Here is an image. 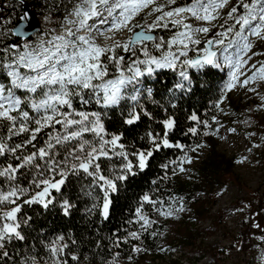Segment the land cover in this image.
<instances>
[{
  "label": "snow or ice",
  "instance_id": "6c2138e0",
  "mask_svg": "<svg viewBox=\"0 0 264 264\" xmlns=\"http://www.w3.org/2000/svg\"><path fill=\"white\" fill-rule=\"evenodd\" d=\"M229 3L230 0H192L190 4L173 7L176 0L164 3L77 0L71 9L65 5L62 20L52 18V12L59 11V6L49 5L43 17L47 27L34 42L28 40L27 12L22 13L20 22L12 29L0 34L4 40L0 46V157L4 158L0 163V178H3L0 183V264H8L11 259L8 247L13 241H26L24 230L33 227V217L22 214L23 206L38 205L45 213L58 208L68 216L74 205L62 192V186H66L70 177L83 174L85 179L90 178L83 186L88 189L85 194L93 199L86 211L89 215L98 212L101 221H106L111 203L109 196L117 192L118 182L135 176L136 170L142 172L149 158L161 147L185 148L169 141V132L175 125L172 116L159 121L163 134L147 131L141 139H146L148 147L137 148L122 143V134L106 131L104 121L109 113L118 110L124 125H134L142 116L153 118L145 102L165 112L168 108L176 109L180 95L192 91L190 70L228 69V80L214 101L217 111H223L220 105L229 91L237 86L245 87L258 78L264 81V62H260L259 67L253 64L250 75L244 76L241 71L251 59L248 56L253 48L250 37L264 41V0H236L223 17L224 22L216 25L214 22L221 19V10ZM145 9L149 10L146 15L159 14L148 23L133 24L134 18ZM189 20L201 23L193 27ZM107 24L110 27L105 29ZM209 25L219 30L202 42L200 36L207 37ZM170 26L176 31L168 38L152 34L156 28L169 29ZM125 30L130 34L127 39H114L117 32ZM9 33L16 38L11 43L7 42ZM101 37L111 43H98ZM201 44L202 47H196ZM229 49L234 51L230 53ZM189 51L196 55L189 56ZM261 54L264 53H252L253 56ZM163 70L176 76L175 82L166 89L169 95L163 98L165 103L155 98L154 89L148 83ZM248 91L255 89L248 88ZM186 118L194 125L187 128L185 135L196 136L201 124L205 129L203 135H215L209 131L208 121H201L195 111ZM212 120L219 123L214 116ZM41 133L45 135L42 142L38 139ZM86 135L92 138L87 139ZM14 138H21L20 142H15ZM203 147L205 145L196 144L189 150ZM114 159H118L119 164L110 163L109 175H104L101 161ZM171 163L176 165L175 175L176 168L185 171L182 165L191 163V157L185 153L179 164ZM236 163H243V159ZM161 167L167 169L168 165ZM22 179L26 183H21ZM97 189L102 195H94ZM54 192L59 197L53 195ZM172 200L175 207L170 205L164 211L160 201L151 199L147 193L141 196L135 208V220L126 222L139 224L140 231L125 229L127 235L123 243L127 244L129 239L140 240L141 232L155 223L144 214L145 203L152 205L161 216L185 211L183 197ZM64 239L63 235L47 242L40 239L47 256L32 254L33 246L32 252L26 251L19 264H68L62 259L69 255L65 252L69 245ZM71 243L75 245L76 241L71 239ZM112 243L118 248L120 238L117 236ZM143 250L136 245L131 248L133 253ZM118 257L119 253L106 264H117ZM70 258L74 264H80L77 254L70 253ZM128 259L131 260V256Z\"/></svg>",
  "mask_w": 264,
  "mask_h": 264
},
{
  "label": "rangeland",
  "instance_id": "374dc122",
  "mask_svg": "<svg viewBox=\"0 0 264 264\" xmlns=\"http://www.w3.org/2000/svg\"><path fill=\"white\" fill-rule=\"evenodd\" d=\"M23 4V13H29L27 25L34 19L32 6L28 1L17 0ZM165 0H157L164 3ZM192 0H176L174 6L190 4ZM3 0H0V12ZM6 3V1L4 2ZM236 3H230L221 10V19L215 21L216 25L224 22L228 9ZM148 9L141 11L132 21L135 23H148L154 15H146ZM240 12L243 9H239ZM1 14V13H0ZM106 18V17H105ZM20 22V21H19ZM193 27L201 22L187 21ZM110 26V24L106 25ZM210 31L207 37L201 35L203 40L211 38L218 27L209 25ZM139 30V29H134ZM164 31V37L171 36L176 29L156 28ZM40 34V33H39ZM39 34L32 40L36 41ZM245 31V35H247ZM130 34L125 31L117 32L114 39L125 40ZM253 48L249 51L251 56L248 64L241 71L244 76L250 75L254 70L251 66H260L264 62V54L253 56L252 53H264V41L250 37ZM98 43H111L103 37ZM227 43V40L225 41ZM199 45L196 47H202ZM151 47V42H149ZM234 49H229L233 52ZM158 55V53H154ZM194 51H189V56H195ZM219 56V53H218ZM217 83V93L228 80V69ZM244 76L240 79L243 80ZM155 80V79H154ZM152 80V81H154ZM150 83V82H148ZM254 88L255 91H248ZM264 81L259 78L245 87L237 86L229 91L220 107L223 111L213 110V116L219 123H209V131L215 135H203V124L198 127L200 142L205 147L190 151L189 147L183 149L180 158L187 153L191 157V163H184L181 172L176 168V174L172 179L174 190L171 194L160 196L157 200L163 204V210L169 206L175 207L172 198L183 197L185 211L173 216H161L153 206H145L143 212L154 224L136 240L135 245L144 249L139 253H133L131 260H118L117 264H264V221L259 227H253L248 232L251 220L255 218L254 208L244 204V199H253L254 196L264 199ZM212 116V117H213ZM218 129V131H216ZM235 129L234 132L228 131ZM91 139V135H86ZM254 145H257L254 147ZM195 147V146H193ZM243 159V163H236ZM217 193H220L217 195ZM156 207L159 209L160 205ZM255 207V206H253ZM262 224V225H260ZM256 225V224H255ZM155 233V235H153ZM163 249V250H162Z\"/></svg>",
  "mask_w": 264,
  "mask_h": 264
},
{
  "label": "trees",
  "instance_id": "16d2710c",
  "mask_svg": "<svg viewBox=\"0 0 264 264\" xmlns=\"http://www.w3.org/2000/svg\"><path fill=\"white\" fill-rule=\"evenodd\" d=\"M5 1L6 3H4ZM28 2L32 6L40 26L38 31H35L28 37V40L32 41L47 27L43 17L49 5L55 4L59 6V11L52 12V18L54 20H62L65 15V5L71 9L77 0H72V3H68V0H47V4L45 0ZM23 11L22 2L17 0H3L0 12V34L8 32L19 23ZM163 35V30L156 33L157 38ZM15 39L9 33L7 42L11 43ZM3 42V37L0 35V46H2ZM190 75L193 79L192 91L186 95H180L176 109L168 108L167 112H165L160 107L150 102H145L146 108L152 113L153 118L149 120L142 116L141 120L134 125H124L120 112L118 110L113 111L109 113V118H105L106 131L122 134L121 142L125 145L131 144L137 148H146L148 147L147 141L146 139L142 140L141 137L145 136L147 131L163 134V127L159 121L168 116H172L175 125L169 132L170 143H180L185 146V149L195 146L200 142L199 137L201 136L200 134L193 136L190 133L185 135L187 128L194 125V122L188 121L186 117L195 111L201 121H212L213 110L215 108L214 101L219 98L217 83L222 79L223 74L216 69H209L201 72L190 70ZM175 80L176 76L171 71L163 70L158 73L154 81H149V84L154 89L155 98L161 101V103H165L163 98L169 95L166 89L171 87ZM44 138L45 135L43 133L38 135L40 142ZM20 139L14 138L15 142H20ZM182 153L183 151L181 149H166L161 147L159 151H155L153 156L149 158L147 167L142 172L136 170L135 176H129L123 183L118 182L117 192L110 193L109 196L111 203L109 207V218L106 221H101L98 212L89 215L86 211L87 208L91 207L93 199L85 194L88 189L83 186L89 183L90 178L85 179L83 174L80 177H70L66 181V186H62V192L74 205L69 210L70 214L68 216H64L58 208L45 213L38 205H32L31 207L23 206L22 214L33 217V227L32 229L24 230L27 236L26 241H13L12 245L8 247L7 250L11 257L8 260V264H19V261L23 258L26 251L32 252L33 246H35V252L32 254L46 257L47 253L39 241L43 238L47 242L54 239L57 235H63L65 237L63 242L69 245L65 249V252L69 253V255L62 257V259L68 261V264H74L71 261L70 253L78 255L80 264H106L117 253H119L118 260H127L132 255L131 248L135 245L136 240L129 239L127 244L123 243V238L127 235L125 229L135 231H140V229L139 224L133 223L129 225L126 222L135 220V208L139 206L140 197L144 194L147 193L151 199L157 200L160 196L173 192L174 183L171 177V171L174 165L171 162L179 159ZM3 162L4 158L0 157V163ZM110 163L118 165L119 160L114 159L111 162L102 160L101 166L104 169V175H109L108 167ZM163 164L168 165L167 169L161 167ZM165 176H167V179H163ZM2 179L0 178V183H2ZM153 180L157 181L156 184L152 183ZM21 183H26V181L22 179ZM96 194L102 195L98 189L94 195ZM53 195L59 197V194L55 192ZM244 204L249 206V209L254 208L253 214L256 215L255 218L257 219L253 220V218L251 220L247 232L249 233L253 229L254 224L259 225V223L264 221V199L254 196L253 199H244ZM145 206L150 205L145 203ZM113 233L116 235L113 236ZM117 236L120 238V246L118 248L114 247L112 243ZM69 237L76 241L75 245L71 243ZM85 256L88 257L87 260L84 259Z\"/></svg>",
  "mask_w": 264,
  "mask_h": 264
},
{
  "label": "water",
  "instance_id": "95a60500",
  "mask_svg": "<svg viewBox=\"0 0 264 264\" xmlns=\"http://www.w3.org/2000/svg\"><path fill=\"white\" fill-rule=\"evenodd\" d=\"M40 29L39 22L34 16L33 22L30 25H27L28 30V37L31 36L35 31H38ZM154 35V33H152Z\"/></svg>",
  "mask_w": 264,
  "mask_h": 264
},
{
  "label": "bare ground",
  "instance_id": "6f19581e",
  "mask_svg": "<svg viewBox=\"0 0 264 264\" xmlns=\"http://www.w3.org/2000/svg\"><path fill=\"white\" fill-rule=\"evenodd\" d=\"M106 18H108V17H106ZM107 25H108V24H107ZM105 26H106V25H105ZM105 26H104V27H105Z\"/></svg>",
  "mask_w": 264,
  "mask_h": 264
}]
</instances>
